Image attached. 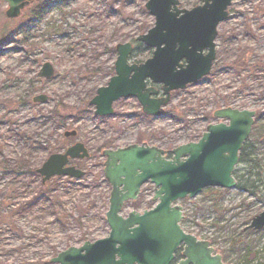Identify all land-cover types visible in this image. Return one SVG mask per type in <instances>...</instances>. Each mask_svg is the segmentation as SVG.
<instances>
[{"label":"rangeland","instance_id":"374dc122","mask_svg":"<svg viewBox=\"0 0 264 264\" xmlns=\"http://www.w3.org/2000/svg\"><path fill=\"white\" fill-rule=\"evenodd\" d=\"M178 1L186 10L201 4ZM146 2L35 0L8 19L0 1V264H52L69 247L107 237L110 187L101 152L133 144L169 151L197 141L208 124L220 122L213 112L226 107L255 112L246 160L233 174L237 185L220 200L205 189L179 201L180 225L208 241L224 264H264V229H247L264 210V0H233L217 27L210 74L172 93L160 118L144 116L134 98L115 102L111 117H95L89 101L113 75L116 46L136 48V38L154 24ZM37 5L45 8L40 21L32 16ZM141 48L129 63L151 57V49ZM46 62L54 74L38 78ZM39 95L47 101L32 102ZM71 131L76 136H64ZM76 142L89 158L70 165L84 176L42 183L37 170L46 159ZM151 192L143 185L122 215L152 208Z\"/></svg>","mask_w":264,"mask_h":264},{"label":"water","instance_id":"95a60500","mask_svg":"<svg viewBox=\"0 0 264 264\" xmlns=\"http://www.w3.org/2000/svg\"><path fill=\"white\" fill-rule=\"evenodd\" d=\"M0 1L7 5L6 18L14 19L35 0ZM232 1L201 0L200 5L186 10L179 8L178 0H147L145 9L154 18V24L135 41L151 49L152 55L141 64H128L132 45L116 46L114 75L105 86L96 89L89 101L94 116L111 117L116 101L135 98L145 116L160 118L172 92L185 90L209 75L215 60L217 27L227 20ZM53 74V67L46 62L37 77L50 79ZM46 101L45 95L32 98L34 103ZM254 117V111L221 108L213 112V118L222 122L207 125L196 142L179 145L170 151L147 144L102 151L105 159L103 175L111 188L105 214L108 236L69 247L50 262L224 264L208 241L182 230V207L176 203L194 198L206 188H235L233 173ZM64 136L74 137L76 132H65ZM168 153L172 155L171 159L166 157ZM88 157L86 147L76 142L63 153L50 155L37 173L42 177V183L55 176L80 179L84 172L68 164L70 160ZM146 183L153 185L151 201L154 206L122 216L124 204L135 201ZM247 228L264 229V210L251 219ZM179 250L181 259L176 262L175 254Z\"/></svg>","mask_w":264,"mask_h":264},{"label":"trees","instance_id":"16d2710c","mask_svg":"<svg viewBox=\"0 0 264 264\" xmlns=\"http://www.w3.org/2000/svg\"><path fill=\"white\" fill-rule=\"evenodd\" d=\"M44 5H37L35 6V8L33 9V19L34 20H38L40 21L42 19L43 16V12H44ZM145 48H141V45L138 44L136 45V48H134V52L139 53L140 55L142 54V52H144ZM141 61H135V63H140ZM254 128V126H253ZM245 148L246 146L244 145L241 152H240V156H239V161H243L246 160V155H245ZM258 181H260V179L258 178ZM209 192H216L217 196L216 199L220 200L225 193H227V190H218V189H208Z\"/></svg>","mask_w":264,"mask_h":264}]
</instances>
